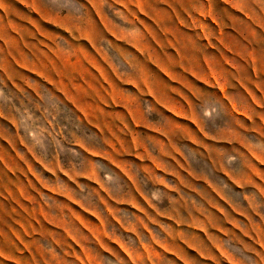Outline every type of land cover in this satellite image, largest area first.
Returning a JSON list of instances; mask_svg holds the SVG:
<instances>
[{
  "label": "rangeland",
  "instance_id": "1",
  "mask_svg": "<svg viewBox=\"0 0 264 264\" xmlns=\"http://www.w3.org/2000/svg\"><path fill=\"white\" fill-rule=\"evenodd\" d=\"M173 9L35 0L0 25V264L238 263L264 108L237 16Z\"/></svg>",
  "mask_w": 264,
  "mask_h": 264
},
{
  "label": "crops",
  "instance_id": "2",
  "mask_svg": "<svg viewBox=\"0 0 264 264\" xmlns=\"http://www.w3.org/2000/svg\"><path fill=\"white\" fill-rule=\"evenodd\" d=\"M26 3H35V0H0V10L6 13V18L0 16V25L4 27L6 36H17L22 32L21 21L10 19L9 12ZM160 3L169 4L177 14L183 11L193 13L199 6L213 12L214 7L223 8V12H233L237 19L230 26L236 30L238 36L230 44H238L243 48L240 56L242 66L252 67L253 82L249 91L253 101L247 107L264 108L259 98H264V0H160ZM218 13L217 9H214ZM226 22H229L226 20ZM20 24V26H19ZM79 27H84L79 24ZM232 56V55H231ZM236 60V59H234ZM229 63V62H228ZM264 102V101H263ZM243 107V106H242ZM264 125V121L261 122ZM264 140V138L256 139ZM255 157L264 162V152L255 151ZM254 181H243L242 188L253 184L255 189L264 192V166L250 167ZM249 198L242 194V246L240 247L237 264H264V196L256 192L254 207Z\"/></svg>",
  "mask_w": 264,
  "mask_h": 264
}]
</instances>
